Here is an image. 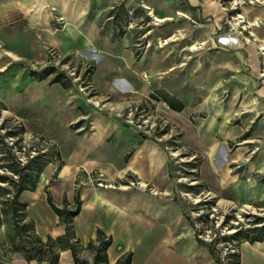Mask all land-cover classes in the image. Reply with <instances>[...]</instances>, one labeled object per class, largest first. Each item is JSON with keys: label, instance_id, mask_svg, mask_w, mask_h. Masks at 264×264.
I'll use <instances>...</instances> for the list:
<instances>
[{"label": "crops", "instance_id": "1", "mask_svg": "<svg viewBox=\"0 0 264 264\" xmlns=\"http://www.w3.org/2000/svg\"><path fill=\"white\" fill-rule=\"evenodd\" d=\"M140 1L167 25L139 57L124 28L127 8L138 5L137 0H0V48L5 44L11 60L35 52L41 56L46 47L65 54L88 51L97 62L91 78L101 96L110 98L118 109L150 102L180 131L183 145L200 157L196 180L206 193L236 206L264 205V123L256 125L261 128L263 148L252 160L242 162L243 170H238L243 160L229 147L236 138L250 142L248 118L264 117V75L258 76L261 62L256 44L240 45L234 28L223 31L216 20L208 28L215 13L223 17L216 8H208V0ZM256 1L263 3L242 11L251 33L264 46V0ZM119 2L123 18L120 12L111 14ZM221 36L227 40L217 45L215 39ZM176 49L182 50L181 58ZM4 69L6 65L0 71ZM227 95L230 99L224 105L222 98ZM164 96L178 100L182 108L172 109ZM75 121L85 122L71 134L67 149L60 151L62 163L56 171L61 186H56L55 198L60 206L67 199L71 207L79 198L80 209L72 220L79 244L87 247L102 232L110 240L107 264H118L128 255L130 264H218L197 240L187 203L180 198L183 192H194V185L175 184L173 158L166 147L169 138L159 141L95 110L79 111ZM95 173L109 182L134 179L158 194L144 187H101L80 181L81 176ZM38 187L23 193L21 201L27 205L35 234L45 242L49 236H62L65 228ZM27 196L28 201L23 199ZM3 228L0 264H48L28 262L22 252L14 251L13 226ZM59 254L58 264H75L70 250ZM239 255L240 264H264V242H241Z\"/></svg>", "mask_w": 264, "mask_h": 264}, {"label": "rangeland", "instance_id": "2", "mask_svg": "<svg viewBox=\"0 0 264 264\" xmlns=\"http://www.w3.org/2000/svg\"><path fill=\"white\" fill-rule=\"evenodd\" d=\"M137 3L138 5H134V8H127L128 17H126L124 28L127 33H130L135 52L142 55L152 47V37L167 24L157 21V16L146 9L144 3L140 0H137ZM208 3L210 4L208 8H216L223 16L219 18L218 15L215 17L216 13L214 16L210 14L208 18L213 17L209 19L212 24L206 25L208 28L209 26L213 28L216 20L221 23L219 28L222 26L223 31L231 28V26L234 27L240 45H242V42L254 41L261 62L258 71V76L261 77L264 74V46L257 40L255 34L251 33V27L248 26L242 9L249 6H260L263 2L256 0H208ZM120 4L122 3H117L115 11L116 14L122 13L121 17L123 18L125 14L122 12V5ZM57 20L60 21L58 17ZM0 35L3 36V34ZM177 37L181 38V34H178ZM225 40L227 39L221 36L215 39V42L220 45L219 41L223 42ZM181 41L182 39L177 40V42ZM196 46L199 47L198 44ZM5 48V44H2L0 51L4 49V54L0 60V68L2 65H6V69L0 71V136L4 135L3 141H0V159L3 163L8 162V146H12L13 142L19 138V145L22 146V151L18 152L20 159H24V155L29 154L30 156L36 154V152L44 154V160L49 162L43 168L38 184V194L42 197L47 196L46 190H48L54 202L59 203V199L55 198V192L56 186H61L56 171L62 163L60 151L64 152L67 149L71 134L78 129L80 124L85 122L75 121V116L79 111L95 110L116 116L150 137L161 133L153 127V125L161 122V115L155 111L150 102L131 103L118 109L116 104L111 103L110 98L101 96L91 78L94 72V63L97 62L92 61V54L88 51L77 50L75 53L65 54L55 48L46 47L41 56H38V53L35 52V56L11 60L5 54ZM175 51L180 58L183 56L181 49ZM48 67H55L59 72H65L66 76L73 81L72 88L62 89L59 85L51 83L50 80L55 76L54 74L44 75L40 78L32 76V72L39 73ZM229 99L228 95L222 98L224 105H227ZM242 101L243 98H240L239 106ZM5 111L10 115H4ZM248 119L251 126L250 133L253 136L251 141L242 142L241 138H236L229 143L230 153H238L241 160H243L240 161L238 170H243L244 167L241 164L252 160L254 154L263 148L261 128L256 125L264 123V117L257 115L255 118L249 117ZM164 120L166 121L165 118ZM237 122L241 124V120ZM87 124H85V128H88ZM171 128L170 123L167 122L166 130H168V133ZM9 132L13 134V137H8ZM162 133L159 135H162ZM179 133L178 130H175L172 134L169 133L173 137L167 139V145L165 144L170 152V157L173 158L174 182L176 185L185 188L189 185L199 187L191 193L183 192L180 198L185 199L190 215L201 231L202 238L207 239V241L219 240L216 243V248L224 256L228 252L227 249H231L233 243L221 239L222 236H230L236 231L234 227L242 226L245 230L252 226L253 216H264V205L248 204L247 206L252 207V209H244V206L241 205H235V207L229 209L218 206V200L211 198L204 191L202 183L196 180L198 179L200 157L183 145ZM0 173H3L1 169ZM99 175L100 173L87 174V176L85 174L81 176L80 181L98 186L99 181L94 179L100 178ZM102 178L105 179L104 184L117 186L121 183L109 182L104 175ZM64 195L66 194L64 193ZM23 199L28 201L30 196ZM200 217L202 219L199 220ZM5 226L7 229L8 226L11 228L12 225L6 223L3 226L1 225L0 228H5ZM4 245L7 248V244ZM80 256L84 264H92L93 254L91 251L83 250Z\"/></svg>", "mask_w": 264, "mask_h": 264}, {"label": "trees", "instance_id": "3", "mask_svg": "<svg viewBox=\"0 0 264 264\" xmlns=\"http://www.w3.org/2000/svg\"><path fill=\"white\" fill-rule=\"evenodd\" d=\"M114 12L115 9L111 11V14L113 15ZM117 16L115 15L114 19ZM136 56L139 57L140 53H136ZM53 74L55 76L50 80L51 83H59L64 89L72 88L74 85L72 79L67 77L65 72H59L55 67L45 68L39 73L32 72V76L38 78ZM164 99L172 109L180 110L182 108V104L178 100L168 99L166 96ZM7 135L13 137L10 132ZM3 139L4 135L0 136V141ZM19 139L13 142L12 146H8V162L3 163L0 159V169L3 171L0 173V226L6 223H11L13 226V250L22 252L28 262L35 260L38 263L47 262L48 264H58L59 252L65 249L72 252L75 264H84L80 253L83 250H89L93 254V264H107L106 249L110 245V240L106 239L102 232H98L97 239L89 242L85 248L79 244L74 235L72 220L78 214L81 204L77 197L75 198V207H71L67 199H64L60 206L54 202L50 192L46 190L47 202L58 215L59 223L64 226L65 233L56 238L49 236L45 242L35 234L33 223L28 220L26 215L27 205L21 201V196L25 192L35 191L43 168L49 161L44 160V154L40 152L30 156L29 154L24 155V159H20L18 152L22 151V146L19 145ZM59 169L60 166H58L57 171ZM198 188L197 185L191 186L192 190ZM190 219L196 229L197 240L208 247L218 264H224L220 251L216 248V243L219 240L205 241L199 238L200 232L196 228L195 220L192 217ZM198 219L200 220L202 217ZM251 222L252 226L245 230L242 226L234 227L236 230L234 233L230 236L223 235L221 239L236 241L237 246L244 241L250 243L264 242V216H253ZM229 257L233 264H240L239 252L229 254ZM130 258L131 256L128 255L118 264H130Z\"/></svg>", "mask_w": 264, "mask_h": 264}, {"label": "built area", "instance_id": "4", "mask_svg": "<svg viewBox=\"0 0 264 264\" xmlns=\"http://www.w3.org/2000/svg\"><path fill=\"white\" fill-rule=\"evenodd\" d=\"M160 121L161 122L159 124H155V125H153V127H154L155 130L161 131V133L163 131L164 132L162 133V135H159L161 133H158V135H155L154 138L157 139V140H159V141L163 140L167 136H168V138H172L173 136L172 135L170 136V134L174 133L175 132V129L171 128L169 130V133H170L169 134L168 133V130H166L167 122L161 116H160ZM99 177L100 178L94 179V180H98L99 181V183H97L98 186H101V187H104V186H115L116 187V185H113V184H104L105 179L102 178L103 177V174H100ZM127 186H131V187H144L145 189H148L152 194H154V195H157L158 194V192H156L153 188H150V186L148 184H144V183L139 182V181H136L134 179H128L127 182L119 183L117 185V187H121V188L122 187H127ZM196 228L199 230L198 226H196ZM199 232H201V231L199 230ZM198 236H199V238L207 241V239L202 238L201 233ZM232 243L233 244H232L231 249H229V250L227 249L228 252H226L224 256L221 255V258H222V261H223L224 264H233L232 263V259L229 257V254H233V253L239 252V248L236 245L237 242L236 241H233Z\"/></svg>", "mask_w": 264, "mask_h": 264}, {"label": "bare ground", "instance_id": "5", "mask_svg": "<svg viewBox=\"0 0 264 264\" xmlns=\"http://www.w3.org/2000/svg\"><path fill=\"white\" fill-rule=\"evenodd\" d=\"M152 12V11H151ZM179 13V12H178ZM152 15V14H151ZM236 17V16H235ZM239 18L241 17L240 15L238 16ZM156 20L157 21H159V22H163L164 20H162V19H159V18H156ZM253 24V23H252ZM249 26V25H248ZM234 28V27H233ZM242 28H243V26H242ZM244 29V28H243ZM253 35V34H252ZM193 48V47H192ZM192 50V49H191ZM5 54H7V55H9L7 52H5ZM14 58H15V55H14ZM4 115H10L8 112H6L5 111V113H4ZM209 196L211 197V198H214V195H212V194H209ZM207 197V196H206ZM218 200V202H217V204H218V206H220V207H223L224 209H229V208H232V207H235V204H233L232 202H230V201H228V200H225V199H217ZM244 209L246 208V209H252V207H250V206H247V205H245L244 207H243ZM242 210V209H241ZM60 255V254H59Z\"/></svg>", "mask_w": 264, "mask_h": 264}]
</instances>
